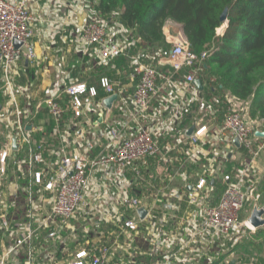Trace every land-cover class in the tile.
I'll use <instances>...</instances> for the list:
<instances>
[{"label": "built area", "instance_id": "obj_1", "mask_svg": "<svg viewBox=\"0 0 264 264\" xmlns=\"http://www.w3.org/2000/svg\"><path fill=\"white\" fill-rule=\"evenodd\" d=\"M67 1L0 0L7 98L0 112V234L10 241L0 264H223L219 253H232L245 231H255L247 219L254 205L264 207V137L255 135L264 133V120H251L249 102L229 93L203 97L199 73L209 53H192L180 24L165 22L163 29L176 26L164 35L166 47H143L115 15L105 21L90 0ZM37 25L50 37L68 28L64 43L79 54L70 63L76 76L63 50L55 59L37 56ZM120 58L127 70L98 77V98L89 75ZM41 66L52 67L53 77L33 99L26 67L38 75ZM221 173L224 189L214 198ZM18 190L25 211L12 223Z\"/></svg>", "mask_w": 264, "mask_h": 264}, {"label": "trees", "instance_id": "obj_2", "mask_svg": "<svg viewBox=\"0 0 264 264\" xmlns=\"http://www.w3.org/2000/svg\"><path fill=\"white\" fill-rule=\"evenodd\" d=\"M90 5L99 19L109 21L115 15L122 25L133 29L143 47H166L165 22L180 24L190 51L209 53L199 73L201 80L210 85L208 92L229 93L247 101L250 119L264 120V0H90ZM225 9L226 26L219 34L217 31L223 26L219 17ZM113 65L107 71L97 69L89 75L98 98L102 96L96 83L98 77H113L118 67L127 70L122 58L116 59ZM26 70L29 77L34 74L29 67ZM9 180L12 177L6 184ZM220 185L215 182L217 193L223 188ZM259 190L264 193V176ZM255 232L264 234V227ZM238 246L241 245L238 243ZM225 255L228 257V252L219 253L216 262L226 258Z\"/></svg>", "mask_w": 264, "mask_h": 264}, {"label": "rangeland", "instance_id": "obj_3", "mask_svg": "<svg viewBox=\"0 0 264 264\" xmlns=\"http://www.w3.org/2000/svg\"><path fill=\"white\" fill-rule=\"evenodd\" d=\"M65 1L68 2L67 0H65ZM72 2L73 3L70 4V5L74 4V1H72ZM86 14H87V11L84 9L79 14L77 12L75 14V16L78 19L83 20L86 17ZM225 26H226V22L224 21L223 22V26L220 29H218L217 33H219V34L221 33L222 34ZM65 37L68 38V28L67 27H64V29L54 37L56 42L60 39V41H59L60 43L58 42L59 44H58L57 51L60 50V49L61 50L64 49L65 53H64V51H62V54H64V56L67 58V63L69 64L68 67L71 68L72 71H78L79 70L78 67L73 68L71 64L74 62L75 59H77L79 54L74 52L71 47L69 48L66 45V43H64L63 38H65ZM40 68H41V70L45 69V71H49V73L51 75V77H50V82H51L52 77H53V68L52 67H47V66H41ZM41 74H43L42 71H40L38 73V75H34V74L32 76L30 75V77H28L29 83L38 82L39 84H41V82L38 81V78L41 76ZM1 86H2V83L0 84V108H1L0 112L5 107V103H6L5 102L6 101L5 95L3 94L4 91L1 90ZM206 86H207V88H206V91L204 92L203 97L211 98L214 95H220V94H210L208 92V90L210 88V85L207 84ZM4 99H5V101H4ZM1 137H2V135H0V149L3 146V141L1 139ZM241 151H242V149L238 150V152H241ZM226 152H228V151L226 150ZM223 161H222V164H223ZM258 165H259V174L261 176H264V157H260V161H259ZM231 166H232V163L230 161H226L224 163V168H225L226 171H228L231 168ZM221 176H222V173L219 174V177L217 179V184L221 183L220 182ZM220 186H223L222 183H221ZM217 187H215L214 192H213L214 198H218L221 195V193H222V191L224 189V186H223V188L220 191V193H217V189H218ZM247 210H249L248 207H247V209H244V210H242L239 213V219L240 220H242L244 218H247V213H248ZM76 238H77V236L75 238H72L71 242H74L76 240ZM71 242H69V243L72 245ZM136 244L138 246H141V243H140V241L138 239H136ZM239 244L241 246L237 247V245H236V246L233 247V249H232L233 252L232 253H230L229 250H228V257H227V255H225V257H226L225 261L226 262H223V264L224 263H228V264H263L264 263V234L261 233V234L258 235L255 231L246 232L244 234L242 240L239 242ZM257 244H261V245L256 247ZM141 249L143 251L145 250L144 247L141 248Z\"/></svg>", "mask_w": 264, "mask_h": 264}, {"label": "crops", "instance_id": "obj_4", "mask_svg": "<svg viewBox=\"0 0 264 264\" xmlns=\"http://www.w3.org/2000/svg\"><path fill=\"white\" fill-rule=\"evenodd\" d=\"M175 29L176 26L175 25H168L165 29H163V33L164 35H172L175 33ZM53 36V35H52ZM50 37L49 35V31L47 29V27H42L41 25H37L35 28V41H36V54L37 56H41V55H45V54H49L50 56H52V58H56L57 57V48H58V44L60 43V39L56 42V40H52L54 37ZM64 42L67 40V38H63ZM59 42V43H58ZM64 53L65 50L63 49ZM56 54V56H55ZM43 74H41V76L38 78V81L41 82V84H39L38 82L34 83L32 88L29 89V94L31 95V97L33 99L38 98L41 95V92L43 89H45L50 82V73L49 71H45V69L42 70ZM26 74V72H25ZM21 81H24V79H22ZM1 109V108H0ZM260 157H264V151L261 153ZM260 158L258 160V164H259ZM8 177H12V180H9V185H8V190L13 193L14 192V175L11 171V169L8 171ZM7 188V187H6ZM263 198H264V193H262ZM6 197L8 198V195H6ZM17 206L15 208V210H12L10 215H9V219L12 223H17L19 221L22 220L23 218V214L25 211V201H24V196L21 192V190L17 191ZM264 202V200H263ZM10 244V241L7 237L3 236L0 234V253H2V251L6 248V246H8ZM39 241H36L34 243V247L36 249V252H42V244H39ZM140 248H143V246H139ZM20 256L19 260L20 262H22L24 260V249H22L20 251ZM146 264V263H144Z\"/></svg>", "mask_w": 264, "mask_h": 264}, {"label": "water", "instance_id": "obj_5", "mask_svg": "<svg viewBox=\"0 0 264 264\" xmlns=\"http://www.w3.org/2000/svg\"><path fill=\"white\" fill-rule=\"evenodd\" d=\"M225 19H226V9L223 11V13L221 14V16L219 17V20H220L221 22H224ZM15 45L18 46L19 43L16 42ZM193 85H194L198 90H200V91L203 90V85H202V82H201L200 79H196V80L193 82ZM114 98H115V96H112V97L106 99V100L104 101V104H105L106 106L109 107L110 102H111L112 100H114ZM192 129H193L192 126L188 129V131H187V134H188V135L191 134ZM255 135L260 136V137H264V133H263V132H260V133L255 132ZM233 143H234V145H235L237 148H239V142H238V139H237V138H235V139L233 140ZM12 149H13V150L15 149V140H14V139L12 140ZM212 182H213V181H211L210 183L212 184ZM188 190H190V188H188ZM142 213H143V211L140 210V214H141V215H142ZM247 222H248V224H250L251 227L254 228L255 230H256V229L263 228V227H264V207H262V208H258L257 205H254L253 208H252V210H251V213L249 214V217H248V219H247Z\"/></svg>", "mask_w": 264, "mask_h": 264}]
</instances>
